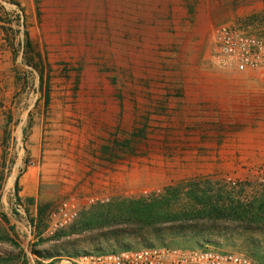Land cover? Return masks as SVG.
Here are the masks:
<instances>
[{"label":"rangeland","instance_id":"obj_1","mask_svg":"<svg viewBox=\"0 0 264 264\" xmlns=\"http://www.w3.org/2000/svg\"><path fill=\"white\" fill-rule=\"evenodd\" d=\"M21 2L12 0L24 22L0 6V217L20 247L0 242L1 258L69 264V254L105 247L127 227L56 236L81 213L170 188L180 191L178 206L190 204L197 189L221 193L227 211L263 200L264 151L244 142L251 129H264V119L250 118L260 117L249 112L260 105L227 102L234 98L224 87L242 82L223 77L231 70L215 59L214 33L234 24L264 35V0H62L55 14L61 30L51 35L69 41L56 54L40 38L49 15L43 1ZM70 200L78 218L58 227V210ZM46 203L52 209L41 234L31 221ZM227 211L221 220L167 228L184 231L186 250L234 252L261 263L264 229ZM128 239L145 246L142 238ZM149 241L172 248L170 239Z\"/></svg>","mask_w":264,"mask_h":264},{"label":"trees","instance_id":"obj_2","mask_svg":"<svg viewBox=\"0 0 264 264\" xmlns=\"http://www.w3.org/2000/svg\"><path fill=\"white\" fill-rule=\"evenodd\" d=\"M26 46L31 48V44L27 41ZM17 191V199L21 201ZM180 191L177 189H167L166 193L153 197L152 199H129L121 202H111L108 204H100L89 211L81 213L79 218L74 224L67 229H62L56 236L59 238L81 235L88 232H93L96 229L103 228H115L116 226L126 224V228H122L121 234H115L113 237L116 239L103 247V244H99L95 249V253H113L120 250H133L135 248L133 244L129 243L130 239L142 238L144 247H152L150 244V238L155 237L159 242L163 243L170 239L169 246L182 248L180 235H185L184 231L167 228L168 226L175 224L179 221L189 219H205V218H217L219 220L225 218L226 208L223 206V197L221 193L219 195H211L212 191H200L195 190L192 192V198L190 204L179 205L180 199H178ZM30 204H34L33 198L28 199ZM178 206V207H177ZM52 204H41L38 207L37 217L31 221L32 226L41 232V234L47 230L48 220L51 215ZM227 217L235 218L242 221H247L250 224H255L259 228L264 229V198L263 200L255 202L250 205H237L231 207L227 211ZM5 224H9L7 217L1 215L0 217V242L10 244L16 249H20L19 245L9 234L5 228ZM166 232L169 235H166ZM40 234L39 238L42 236ZM126 237H120L125 236ZM113 242V243H112ZM202 242V241H200ZM186 250V249H184ZM23 254L20 250L19 257ZM39 258H61V255L44 257L41 253L35 252ZM75 255L69 254L67 258H73ZM263 261L260 264H264V256L261 257ZM14 257H0V264H9L14 261Z\"/></svg>","mask_w":264,"mask_h":264},{"label":"built area","instance_id":"obj_3","mask_svg":"<svg viewBox=\"0 0 264 264\" xmlns=\"http://www.w3.org/2000/svg\"><path fill=\"white\" fill-rule=\"evenodd\" d=\"M0 6L9 12L12 10L24 22L22 7L12 3V0H0ZM214 45L215 59L222 68L239 73L264 70V35L251 34L234 24H226L216 29ZM78 215V205L74 200L63 203L56 215L60 218L58 227L64 228L74 222ZM68 259L69 264H260L234 252L154 246L113 253H81Z\"/></svg>","mask_w":264,"mask_h":264},{"label":"crops","instance_id":"obj_4","mask_svg":"<svg viewBox=\"0 0 264 264\" xmlns=\"http://www.w3.org/2000/svg\"><path fill=\"white\" fill-rule=\"evenodd\" d=\"M22 5L27 4L28 6L32 4L33 0H21ZM43 5L47 7V21H43L41 24V41L49 46V54L59 53V50L66 49V43L69 41V37H63L60 35H51V32H58L61 30L60 27L56 26V11L62 5V0H42ZM72 42H75L73 39ZM222 75L229 80L237 79L241 81L242 84L224 87V93L228 96L233 97L227 102L230 104H239V103H256L260 105V108L257 110H249V112L260 113V117L251 116L250 118H261L264 119V70L262 71H248L246 73H239L235 70L231 71H222ZM239 98V99H235ZM240 136L239 134H235ZM248 139L244 142H247L251 147L250 149L254 150H263L264 151V129L263 130H253L247 134ZM241 143V140L235 138L232 140L233 147L236 148ZM262 146L257 148L256 146ZM235 150V149H234ZM33 177V176H32ZM32 189L36 190L35 181H31Z\"/></svg>","mask_w":264,"mask_h":264}]
</instances>
